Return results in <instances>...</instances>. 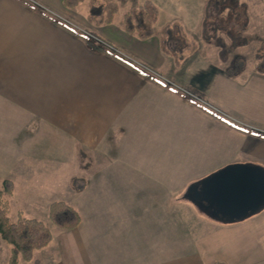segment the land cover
<instances>
[{
    "label": "crops",
    "instance_id": "obj_1",
    "mask_svg": "<svg viewBox=\"0 0 264 264\" xmlns=\"http://www.w3.org/2000/svg\"><path fill=\"white\" fill-rule=\"evenodd\" d=\"M36 1L59 12L66 9L62 0ZM157 7L150 37L127 32L123 16L114 25L121 6L111 23L93 22L88 30L149 65L164 84L89 47L41 9L22 0H0V179L11 180L14 190L19 177L31 181L46 168L49 153L73 158L87 153L94 162L102 159L98 163L105 187H131L124 196L127 203H163L162 211H125L122 218L168 220L167 226H152L150 231L138 221L134 229L125 222L117 232L101 226L110 213H79L77 227H58L51 242L33 252L38 264H264V201L255 211L223 220L191 200L198 214L193 233L198 234L177 241L176 202L182 187L231 165L254 167L264 177V137L230 127L171 87L195 89L220 115L264 135V71L255 65L264 35L245 30L247 40L238 41L232 34L228 42L221 39L220 27L215 36L201 39L205 4L195 18L170 20L162 19ZM250 24L248 19L245 26ZM165 25L171 27L164 35ZM253 37L258 45L251 60L241 50ZM178 40L184 41V48L196 43L183 60L174 49ZM199 41L206 45L203 50ZM218 45L225 51L209 57L208 49ZM203 160L213 164L196 162ZM82 167L87 170V165ZM90 176L87 187L76 192L89 191ZM203 216L220 223L210 224ZM2 244L5 261L9 248Z\"/></svg>",
    "mask_w": 264,
    "mask_h": 264
},
{
    "label": "rangeland",
    "instance_id": "obj_2",
    "mask_svg": "<svg viewBox=\"0 0 264 264\" xmlns=\"http://www.w3.org/2000/svg\"><path fill=\"white\" fill-rule=\"evenodd\" d=\"M33 1L39 5V8L40 6H44L50 10L51 12H48V14L53 15L52 12H54L67 21H70V23L79 29L88 30L89 27L92 28L91 23H93V20H89L87 17L89 0H83L74 8L66 7L67 10L64 9L63 12H59L58 10L44 5V3L38 2L36 0ZM211 1L212 2L206 6L207 0H156L157 5L162 11V19L166 20H170L175 16L195 18L198 13H202V8L205 4V34L207 36H204L205 34L202 32L201 39H206V37L207 39L210 38V35L213 34L214 25L223 28L220 33L221 39L223 41L229 42L231 38L228 39V37L232 34L238 38V41H241V39L247 40V36H243L245 30L246 33H258L260 35H264V0ZM128 6V4L121 6L120 12L115 17L114 25H119V22L122 20L123 13L128 8ZM248 16L250 18H248ZM248 19L251 20V24L247 27L245 25ZM255 38L256 37L252 38L254 40H251V44H249L248 47L241 50L243 51L242 53H244L246 58L250 57L251 59L254 48H256L258 45V40L255 41ZM221 39L219 42H223ZM103 40L109 43V41L106 39ZM183 42L178 40L174 46L176 55L180 56L182 60L185 55L191 53V50L189 51V46L188 48H184ZM193 43L196 45L195 42ZM199 43V50H203L206 45H204L202 41H199ZM225 49L226 48L224 45H218V48H214V50L209 48L208 55L209 57L214 58L215 51H225ZM171 87L176 89L181 95L198 103L199 100L195 98L196 96L186 95L185 91L181 88L182 86L180 88L176 86ZM187 89L199 95L196 93L195 89ZM223 110L227 111V109L224 108ZM163 156V154H160L161 162H163ZM100 160L102 159L94 162V159L91 157V155L87 153L74 155V158L73 155H66L64 152L49 153L47 155L46 168H42L41 173H37L31 181H28L29 179L19 177V179L15 181L12 194H5V198L9 203V219L11 221H15L19 215L28 218H37L45 223V225L50 229L51 233L56 234L58 227L54 225L48 218V204L53 200H63L73 205L84 217L88 215L87 213L89 210L110 213L109 215L112 217L107 218V222L105 224L101 223V226H107L109 231L113 230L120 232L119 227L125 222L126 225H128V228H130L134 226L136 221H138L137 225L139 224L141 227L148 228L149 231L152 226H159L162 228L163 226L168 225L167 218L153 219L150 216H144V218L137 219L122 218L121 212L125 211L134 212V214L145 213L146 211L153 212V210L157 211L160 209L162 211L163 203L150 201L127 203L124 200V196L125 194L130 193L131 187L121 185L105 187L103 184L104 170L102 165L98 163ZM193 162L195 163V161ZM196 162L199 163L198 165L204 166H210L213 164V161L211 160ZM86 165L87 170H82V166L86 167ZM88 174H91L89 177V191L86 194H84V192H76L75 190L82 191L87 187ZM179 176L182 177L183 175ZM119 177L120 176L117 178ZM1 187L2 179H0V189ZM188 187L189 185L182 187L181 191L178 193V200L176 202L177 214L175 215V230L177 234V241H183L186 234L188 237H193L198 234L197 232L193 233V231H196L194 229L196 224L193 222L197 223L195 219L198 214L195 212L196 209L191 202L192 199L186 194ZM146 192V190L143 191V193ZM77 202L79 204H77ZM188 219H191L192 222L188 221ZM203 219L210 222V224L217 225L220 223L215 219L207 218L205 216H203ZM87 220L88 219L85 218V222H87ZM98 220L103 222V219ZM157 220H159V222H157ZM131 229H134V227ZM0 241L6 245L7 249L9 248V245L6 244L1 238ZM1 242L0 264H6L7 258L4 261L5 246ZM19 264H31V262H27L19 258Z\"/></svg>",
    "mask_w": 264,
    "mask_h": 264
},
{
    "label": "trees",
    "instance_id": "obj_3",
    "mask_svg": "<svg viewBox=\"0 0 264 264\" xmlns=\"http://www.w3.org/2000/svg\"><path fill=\"white\" fill-rule=\"evenodd\" d=\"M28 3L32 7L40 9L28 0H22ZM83 0H62L64 7L74 8L80 4ZM212 2L207 0L206 6ZM129 4L128 9L123 14V27L127 32H133L140 38H147L153 34V25L158 19L159 9L152 0H89L88 19L93 20L96 24H109L113 21L114 16L118 13L120 6ZM46 17L54 21L55 23L66 28L70 32L81 37L89 47L105 52L113 58L119 60L123 64L135 69L140 74L148 77L152 81L158 84H164L162 80L143 70L131 59L125 57L122 53L118 52L119 49L115 45L108 43L109 46L99 44L91 36L82 33L80 30L65 23L61 19L42 12ZM205 25L203 24V34H205ZM170 26L165 25L162 28V33L167 34L170 32ZM220 30V27L215 25L213 27V36ZM94 35V34H93ZM204 36H207L206 34ZM209 36V35H208ZM211 36V35H210ZM191 51H193L196 45L188 43ZM264 39L261 40L259 49L255 54L256 69L259 72L264 71ZM173 55H175L172 52ZM175 61L177 62V56L175 55ZM185 97V96H184ZM191 104L197 106L202 111L215 117L216 119L224 122L230 127L242 132L253 133L258 136L264 137L262 133L243 127L226 117L219 115L218 113L210 110L209 108L198 104L197 102L185 97ZM13 191V183L9 179L2 181V187L0 189V238L9 245V252L6 264H19V258L32 264H38L36 259H33V252L47 246L52 240V233L45 223L37 218H28L19 215L15 221H11L8 217L9 203L5 198V194L10 195ZM48 218L49 220L60 228L72 229L79 225L81 217L75 207L68 204L63 200H55L48 205ZM216 264H225L218 262Z\"/></svg>",
    "mask_w": 264,
    "mask_h": 264
},
{
    "label": "water",
    "instance_id": "obj_4",
    "mask_svg": "<svg viewBox=\"0 0 264 264\" xmlns=\"http://www.w3.org/2000/svg\"><path fill=\"white\" fill-rule=\"evenodd\" d=\"M211 192L209 214L215 218L232 220L255 211L264 201V177L254 167L231 165L205 177Z\"/></svg>",
    "mask_w": 264,
    "mask_h": 264
},
{
    "label": "built area",
    "instance_id": "obj_5",
    "mask_svg": "<svg viewBox=\"0 0 264 264\" xmlns=\"http://www.w3.org/2000/svg\"><path fill=\"white\" fill-rule=\"evenodd\" d=\"M43 10L46 11L47 13H48V12H49V13L51 12L50 10H48V9L45 8V7H43ZM52 13H53V15H54L55 17L61 19V20L64 21L65 23H67V24L71 25L72 27H74V28L80 30V31H81L82 33H84V34H87V35L91 36L92 38L95 39V41H96L97 43H99V44H104V45L109 46L108 43H107L105 40H103L102 38L93 35L92 33H90V32H89L88 30H86V29H85V30H84V29H79V28H77L76 26H74L72 23H70V21H67L66 19L60 17V15H58V14H56V13H54V12H52ZM118 52H120V51H118ZM122 54H123V53H122ZM123 55H124V54H123ZM124 56L127 57V58H129V59H131L130 57H128V56H126V55H124ZM131 60H132L135 64H137L139 67H141L143 70L149 72L150 74H152V75H154V76H156V77H158V78H160V79H163V78L159 77L158 73L155 72V71H154L149 65H147V64H145V63H142V62H140V61H137V60H135V59H131ZM183 90L185 91V94H186V95H190V96H194V95H195V96H196L195 98H196L197 100H199L198 103H201L202 105H204L205 107L209 108L210 110H212V111H214V112L220 114L219 110H218L216 107L212 106L211 104L207 103L206 101H203V100H202L198 95H196L195 93H193V92H191V91H189V90H185V89H183ZM186 92H187V93H186ZM199 98H200V99H199ZM222 116H223V115H222Z\"/></svg>",
    "mask_w": 264,
    "mask_h": 264
},
{
    "label": "flooded vegetation",
    "instance_id": "obj_6",
    "mask_svg": "<svg viewBox=\"0 0 264 264\" xmlns=\"http://www.w3.org/2000/svg\"><path fill=\"white\" fill-rule=\"evenodd\" d=\"M204 179V178H203ZM203 179H200L199 181H196L194 183H191L187 189V195L194 201V203L199 206L201 209H204L208 212H213L214 209L211 205L212 197L210 191H207V187L209 184L203 183Z\"/></svg>",
    "mask_w": 264,
    "mask_h": 264
}]
</instances>
